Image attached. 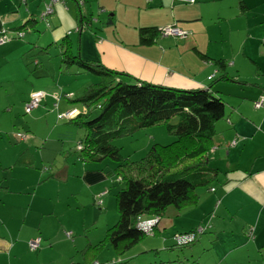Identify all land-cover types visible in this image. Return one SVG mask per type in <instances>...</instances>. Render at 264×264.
<instances>
[{
  "label": "crops",
  "instance_id": "0c3cea01",
  "mask_svg": "<svg viewBox=\"0 0 264 264\" xmlns=\"http://www.w3.org/2000/svg\"><path fill=\"white\" fill-rule=\"evenodd\" d=\"M44 4L45 0H0V31L13 34L28 20H38ZM262 4L264 0L260 4L256 0H193V3L180 0H85L84 7L79 9L73 0H65L53 7V13L48 17L49 28L37 23L35 30L27 31L22 40L15 39L0 46V89L11 85L4 73L10 62L18 60L23 65L24 61L27 62L24 69L25 72L28 70L25 79L28 83L35 69L43 70L41 56L50 57L55 49L60 58L59 45L68 39L72 50L75 45L83 60L100 62L110 70L151 84L180 90H209L224 102L226 117L216 124V142L208 154L209 167L218 171V178L214 181L218 182V187H210L206 194H199L195 208L182 211L169 208L157 227L158 248L141 247L144 253L163 251L166 258L180 256L188 264V257L196 256H200L202 263L195 259V264H228L229 258L233 259L232 264L240 261L249 264L253 260L264 263V102L260 107L255 106L264 97ZM89 17L90 23L87 22ZM169 26L182 30L187 36H159L151 46L140 44V29L159 30ZM217 60L226 62L225 78L214 64ZM32 64L34 70L29 71ZM56 64H52L51 72L45 70V74L38 77L55 80L57 69L62 74L60 60L59 66ZM65 82L60 78L56 81L62 83L63 88L69 84ZM39 84V91L47 87L57 93L47 81ZM54 97L59 99L58 94ZM47 98L52 104L51 97ZM28 100L29 97L24 104ZM69 108V105L59 106L56 114L59 117ZM39 110L40 107L36 111ZM2 114L12 117L11 111ZM20 124L14 120L17 130ZM21 126L27 135L23 141L17 142L14 138L12 141L10 134L5 135L0 120V264H12V260L18 258L13 237L18 239L19 229L24 228L30 214L37 215L39 223V216L57 213L63 190L69 203L64 204L66 209L77 212V207L84 208V199L88 200V205L95 202L97 195L104 193L106 185L115 179L106 174L107 170L113 169L112 162L83 163L75 158L76 145L71 152H63L65 157L60 165H54L51 149L60 141H51L47 136L38 137L32 133V128ZM64 139L69 143L71 137ZM16 144H25V150L19 154L13 151L14 148L9 149ZM57 147L58 151H63ZM22 154L27 155L24 164L15 165ZM38 167H51V170H43V173ZM7 198L12 200L7 202ZM102 198L103 209L106 203L105 211L101 210V216H104L113 209V200L109 195ZM36 201L37 208L34 207ZM13 209L24 214L23 222L11 212ZM37 210L39 214L35 213ZM207 218L208 223H205ZM34 221L32 218L31 223ZM204 224L210 227L204 233L202 244L200 238L180 255L167 249L172 235ZM105 228L107 230L110 226ZM248 229H253L251 239L246 235ZM96 239L87 237V244H95ZM106 248L105 255L101 256L102 252L97 259L99 263L121 264L136 256L130 255L134 252L132 250L118 257L108 246ZM41 254L37 255L38 258Z\"/></svg>",
  "mask_w": 264,
  "mask_h": 264
},
{
  "label": "trees",
  "instance_id": "16d2710c",
  "mask_svg": "<svg viewBox=\"0 0 264 264\" xmlns=\"http://www.w3.org/2000/svg\"><path fill=\"white\" fill-rule=\"evenodd\" d=\"M47 2L48 0H45L43 12ZM75 3L78 5L77 2ZM84 5L85 0L82 7ZM82 7L78 5L79 9ZM42 13L38 20H28L22 27L13 31V33L23 32L21 39L8 33L11 36L10 41L22 40L27 31L35 30L39 22L49 28L48 17L43 18ZM87 22H91L90 17ZM161 30L140 29V44L151 46L159 36H162ZM69 42L70 40L67 39L59 45L61 69L64 70L62 74L72 66H76L96 76L98 81L85 86L80 96L67 98L69 105L80 104L82 111L70 108L59 117L65 118L64 114L72 110L77 111L74 119L65 118L67 122L84 132V138L76 146L79 150L74 152L75 158L87 164H97L107 160L114 165L117 163V169L107 170L106 174L109 178L115 177L124 183L123 189L115 196L117 222L107 229L103 239L95 244H87L79 251L81 256L79 263H72L103 264L97 259L107 246L115 256L121 257L144 241L146 236L137 228L138 221L158 219L154 227L157 231L155 234H158L159 221L169 208L182 211L198 205L197 189L209 186L218 178V171L208 165V154L215 144L217 136L215 126L226 117L225 104L209 90H180L151 84L126 73L110 70L100 62L83 60L79 52H73ZM214 64L224 74L226 62L217 60ZM222 77L225 78V74ZM29 100L24 104L25 114H30L40 106L39 103L34 110L26 113L25 107ZM54 108H58L57 103L54 104ZM174 119L177 122L172 124ZM156 125H163L167 133L175 136L176 140L162 149H153L151 155L141 165L126 166L120 148L113 142ZM25 135L16 134L15 141H23ZM25 157L27 155H20L15 165L24 164ZM182 159L191 163H185L181 168L170 172L166 171L170 165L167 160L180 164ZM154 166L159 168L160 172L153 175L151 169ZM47 168L43 170L49 172L51 167ZM212 190L214 191L211 189V192ZM95 203L97 205L96 200ZM209 227V224L199 225L193 230L172 235L171 245L167 249L183 252L195 245ZM198 229H201L200 232ZM192 233H196L193 242L188 245L177 243L176 235ZM64 234L66 240L71 241V233L64 232ZM246 235L251 239L253 229H248ZM33 243H37V246L33 247ZM41 243L40 238L32 240L28 243L29 249L37 251ZM174 258L175 256L165 259L169 262L181 257Z\"/></svg>",
  "mask_w": 264,
  "mask_h": 264
},
{
  "label": "rangeland",
  "instance_id": "374dc122",
  "mask_svg": "<svg viewBox=\"0 0 264 264\" xmlns=\"http://www.w3.org/2000/svg\"><path fill=\"white\" fill-rule=\"evenodd\" d=\"M256 2L260 4L261 0H256ZM260 9L264 10V4L260 6ZM41 24H42L41 22L38 23V25ZM1 32L2 30L0 31V33ZM73 50H74L73 52L76 53L75 45ZM58 55H59L58 50L55 49H52V52L50 53V57L47 55L44 56L40 55L41 59L44 61L43 70L39 68L34 70L33 68L34 65L33 64L30 65L28 67L29 71L31 70L34 71L33 74L30 75L28 83H26L25 81L28 70L25 72L24 69V65L27 62L24 61V65L23 62L20 63L18 60L10 62L4 68V73L8 75L11 85L5 86L0 89V120L2 122L3 129L5 130L4 132L5 135L10 134V138H12V141H14L13 138L15 139L16 134L19 133L25 135V130L21 125H26L27 127L32 128V133L38 137L46 138L47 136L51 141H55V142L60 141V143H58L57 146H59L60 149L63 150L62 152L58 151L57 146L51 149L50 157L54 165L56 164L60 165L61 161L63 162L64 160L63 157H65V153L63 155V152H71L72 150H74L73 148H75V145L77 146L79 140L81 141L84 138L83 130L78 129L72 123L67 122L65 118L58 117V115L56 114L58 108H54V104L58 103V107L59 106L64 107L66 105H69L64 95H66L67 98H73V97L76 98L77 96L81 95L82 90L85 86H87L91 82L98 81V78H96V76L92 75L89 72L81 70L76 66H72L71 68L67 69V71H65V74H60L59 70L57 69V75L55 80H52L51 77L50 80L44 77H38V75L45 74L44 72L45 70L50 69L51 72L52 71L51 68L53 67L52 64L54 62L55 64L57 62L56 65L59 66L60 58ZM63 71L64 70H62V72ZM59 78L62 79V81H66L65 83H69V84L68 85L65 84L66 86L63 88L62 83L59 84L56 83V81ZM42 81L44 82L47 81L48 83L53 85L57 93H53L52 91L47 90V87H44L45 88L43 89L44 91H39L41 90V86H39L40 85L39 82ZM62 89H64L65 91H62ZM34 91H39L40 93L44 94L45 98L42 99V101L40 102L39 111H36L39 108L38 107L30 114H25L24 105H23L24 101ZM69 93H71V95H68ZM54 94H58L59 99L54 98ZM49 96L53 100L52 104L51 102L48 101L47 97ZM46 101L47 103L44 104ZM69 106L70 108H76L82 111V107L80 104L69 105ZM6 111H11L12 117H9L7 114H2L3 112ZM76 115L77 114H75L70 119H74ZM14 120L20 121L22 123L18 125V130H17V126L13 125ZM176 122L177 120L174 119L172 121V124H175ZM215 129L217 130L216 126ZM67 136L71 137L69 143L66 142L67 140L64 139ZM175 140H176L175 136L168 134L163 125H156L154 127L148 128L143 131H137L131 136L123 137L122 139L115 140L113 144L120 148V154L123 159V162L126 164V166L129 165L130 167V166H135V164L141 165L151 155L153 149L158 148L159 150L164 147H167ZM25 146H26L25 144L23 145L16 144L11 146L9 149L14 148L13 151H18L20 154L25 150L23 149ZM33 151L38 154V150L36 148H34ZM107 162L108 164L111 163L109 162V160H107ZM167 163H169L170 165L168 168H166V171L170 172L175 169L181 168V166L185 163H191V161L182 159V161H180V164H178L176 162H172V160H167ZM117 165L118 164L115 163L114 167L112 168L113 169L115 168L116 170ZM38 168L40 169V167ZM40 171L43 172V169H40ZM151 171L153 172L154 175L160 172V169L155 168L154 166L153 169H151ZM119 181L120 180H117L116 178L113 179V182L112 183L109 182V184L106 185V187L104 188L105 189L104 193L101 194L99 193V195H97L95 200L97 202V205H99L100 207H98L95 202H92L90 203V205H88V200L84 199V203H83L84 208L77 207L79 209L77 212H74L72 210L69 211L66 209L64 205L69 203L66 202V195H63L64 193L63 190L62 195L60 196V201L62 203L59 206H57V210H56L57 213H52L51 215H49L50 212L46 211L48 212L47 215H44L42 217L39 216V219L41 218L39 223H38V216L34 214H30L27 218V223L25 224L24 228L22 230L19 229L18 239L16 237H13V243L14 245H16L14 249L17 251L16 255L18 258L16 260H12V264H70L71 261L77 263L80 262L81 256L79 254V251L87 244V237H90L92 240L98 238L96 239V241L97 240L100 241L101 239H103L104 234L107 231L105 227L108 225L110 227L113 226L118 220V214L116 212V205H115V196L117 192L123 189L124 187V183ZM217 183L218 182L216 183L212 182L207 187H199L197 189L198 194H202V193L206 194V191L210 187L217 188L218 187ZM81 191L85 196L84 189H82ZM104 195H109V197L113 200V207H112L113 209H109L107 214L101 216V210L105 211L106 208V203L104 205V209L102 207V200H103L102 197ZM11 200H12L11 198H7V202ZM20 201L26 202L25 200L22 199H20ZM37 206L38 203L36 201L34 207L37 208ZM11 212L13 214L14 213L16 214L20 222H23L24 214L22 212L16 211L15 209L11 210ZM35 213L39 214L38 210ZM112 215H113V220H112ZM32 218L35 219L33 223H31ZM180 220H182V218ZM207 221L208 218L205 219V223H208ZM15 226L16 225H14V228ZM48 230L50 231L49 235H48ZM155 230L156 229L152 227L150 229V231H152L151 233H149L150 231L144 233V235L146 236L144 241L139 246H137V248L134 249V252H130V255H136V256L133 259L129 260V262H125L121 264H161V261L163 262V264H188L187 260L184 259L183 257L179 258L176 261L168 262L167 259H165L166 258L165 255H163V251L152 250L147 253H144L141 247L148 248V246H150L151 248H158V237H156L158 236V234H155L157 232ZM64 232L71 233V237H72L71 241L66 240ZM205 236H206L205 234L201 236V244ZM37 238H40L42 240L41 247L37 251H31L29 249L28 243L32 240H36ZM75 240H77L76 244H74ZM46 246L49 247L48 250L44 249V247ZM208 247L209 245L206 246V248ZM107 249L108 248L103 250L101 256L105 255ZM174 251H177L179 253L178 255L182 253L179 252V250H174ZM40 253L43 254H41L40 255L41 257L38 258L37 255H39ZM3 254L6 255V253ZM195 259L197 260V262L198 261L201 262L200 256H196L195 258L192 259L188 257L189 264H195L193 261ZM228 260H229L228 264L233 263V259L229 258ZM107 263H109V261L103 264H107ZM237 264H246V263L244 261H240ZM249 264H264V263H262V260L260 261L253 260Z\"/></svg>",
  "mask_w": 264,
  "mask_h": 264
},
{
  "label": "built area",
  "instance_id": "2783aa9c",
  "mask_svg": "<svg viewBox=\"0 0 264 264\" xmlns=\"http://www.w3.org/2000/svg\"><path fill=\"white\" fill-rule=\"evenodd\" d=\"M64 1L65 0H48V2L45 5V10L42 13V17L45 19L47 17H49L53 13V7L56 4L63 3ZM73 1L77 2L80 7H82L83 2H84V0H73ZM180 1H183L185 3H193V0H180ZM13 35L16 38L21 39L23 37V32H16V33H13ZM161 35L162 36L176 37V38H184L187 36V33L183 32L182 30H180L176 27L169 26V27H166V28L161 30ZM10 40H11V37L7 32L2 31L0 33V46L6 44ZM43 98H44V94H42L40 92L33 93L30 96V100L25 107L26 113H29L32 110H34ZM54 98H56V97H54ZM263 102H264V97H262L258 102H256L255 106L260 107V106H262ZM75 114H77V111L74 110V111H71V112L64 114L63 117L70 119ZM157 222H158V219H156V218L150 219V220H145V221H138L137 222V228L140 231H142L143 233H146V232H149L152 227H155L157 225ZM147 226H148V229H147ZM200 230L201 229H198V232H200ZM151 232L152 231H150L149 233H151ZM195 235H196V233L186 234V235H176V241L179 245H188L189 243H191L195 240ZM32 245H33V247H36L37 243L36 244L33 243Z\"/></svg>",
  "mask_w": 264,
  "mask_h": 264
}]
</instances>
